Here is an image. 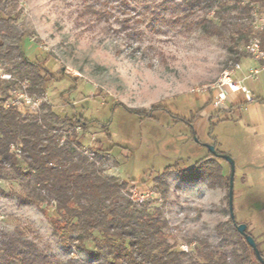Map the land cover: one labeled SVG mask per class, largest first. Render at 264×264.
<instances>
[{
    "label": "rangeland",
    "instance_id": "374dc122",
    "mask_svg": "<svg viewBox=\"0 0 264 264\" xmlns=\"http://www.w3.org/2000/svg\"><path fill=\"white\" fill-rule=\"evenodd\" d=\"M126 1L128 7L120 0H19V24L28 33L23 51L56 78L47 84L42 101L60 117L90 121L86 131L77 129L79 151L99 162L104 174L128 181L135 199L149 201L152 211L162 212L176 249L188 244L191 251L207 241L236 264L232 254L243 249L234 231L246 224L264 255V133L249 125L245 113L241 121L237 111H230L229 100L227 109L223 104L210 107L235 55L225 40L202 32L205 12L189 14L184 0H170L167 9L158 0ZM259 10L254 13L258 25L264 7ZM207 17L212 19L213 12ZM126 19L130 27L123 25ZM240 66L234 79H242L253 101L264 103L261 62L248 56ZM250 68L260 72L245 78ZM207 145L232 159L212 157L223 175L233 174L235 224L230 222L225 182L210 187L179 179L204 165L197 162L213 153ZM168 167L161 186L155 179ZM20 189L19 180L0 177V241L21 231L55 259L100 263L87 252L94 250L93 238L81 248H64L53 231L54 203L42 212L1 192Z\"/></svg>",
    "mask_w": 264,
    "mask_h": 264
},
{
    "label": "trees",
    "instance_id": "16d2710c",
    "mask_svg": "<svg viewBox=\"0 0 264 264\" xmlns=\"http://www.w3.org/2000/svg\"><path fill=\"white\" fill-rule=\"evenodd\" d=\"M120 2L125 7L129 5L126 0ZM158 2L164 9L171 5L170 0ZM184 3L189 14L195 9L205 12L200 21L202 32L227 42L228 51L235 55L233 65L250 56L247 46L252 39L260 38L264 49V29L254 14L264 7V0ZM18 6L19 0H0V67L14 77L13 81L0 78V177L19 180L21 189L1 192L15 198L21 206H35L42 212L46 211V204L54 203L57 215L52 219L53 231L64 248H81L86 239L93 238L94 250L87 252L100 259L99 264H232L226 251L211 248L207 241H201L191 251L176 249L169 240L168 222L162 212L152 211L149 201L135 199L128 181L104 174L99 162L79 151L82 143L77 129L86 131L89 120L60 117L47 102L41 104L38 113L6 107L18 81L28 80L29 94L45 97L47 84L56 79L41 62L25 55L22 44L28 33L19 24ZM208 12H213L212 19L207 17ZM123 25L130 27L129 19ZM192 127L197 136L194 123ZM14 147L21 150V156L16 155ZM91 150L103 153V149ZM214 155L228 157L222 151L210 153L197 162L204 163L198 171L197 167L189 169L192 176L180 175L179 179L182 183L207 182L210 187L225 182L230 206L233 174L223 175L221 165L212 159ZM169 170L170 167L155 179L161 186L165 185L162 178ZM230 222L235 224L236 220L231 217ZM95 232L100 236H95ZM234 232L243 249L242 254L233 252L234 262L262 264L245 237L236 229ZM0 264L76 263L53 258L23 232L15 231L0 241Z\"/></svg>",
    "mask_w": 264,
    "mask_h": 264
},
{
    "label": "built area",
    "instance_id": "2783aa9c",
    "mask_svg": "<svg viewBox=\"0 0 264 264\" xmlns=\"http://www.w3.org/2000/svg\"><path fill=\"white\" fill-rule=\"evenodd\" d=\"M260 27L264 29V19L259 17ZM247 52L248 54L253 57L254 59L258 60L262 64V68H264V49L262 48V42L260 38H254L250 41L249 45L247 46ZM240 63L235 64L232 67V70L226 72L225 76L220 80L218 84V92L215 97L214 106H218L222 104V102L226 99V91L227 89L232 92H242L245 95V98L248 102H252L253 98L251 97L249 90L246 89L245 86L241 85V80L234 79V75L238 69H240ZM260 72V69H249V75L248 76H254ZM0 78L7 80V81H13L14 77L12 74L1 71ZM29 88V81L23 80L18 81L15 88L11 91L10 98L6 101L5 105L6 107L9 106H16L20 108L28 107L31 111H37L40 109V106L42 104V100L45 97H38L36 95H31L28 92ZM17 156H21V150L18 148H13ZM182 250L189 251L190 247L188 244H182L181 245Z\"/></svg>",
    "mask_w": 264,
    "mask_h": 264
},
{
    "label": "crops",
    "instance_id": "0c3cea01",
    "mask_svg": "<svg viewBox=\"0 0 264 264\" xmlns=\"http://www.w3.org/2000/svg\"><path fill=\"white\" fill-rule=\"evenodd\" d=\"M216 92L213 93V96H216ZM210 96L209 100L211 101L212 97ZM226 99L222 102L223 108L227 109L226 101L229 100L231 103L230 111H237L240 115L241 121L242 114L245 113L247 115V120L251 127H254L257 133H264V103H256L255 101L248 102L245 98L244 93L242 92H232L227 89L226 91ZM226 105V107H225ZM210 107H216L210 104ZM228 174V173H227Z\"/></svg>",
    "mask_w": 264,
    "mask_h": 264
},
{
    "label": "water",
    "instance_id": "95a60500",
    "mask_svg": "<svg viewBox=\"0 0 264 264\" xmlns=\"http://www.w3.org/2000/svg\"><path fill=\"white\" fill-rule=\"evenodd\" d=\"M208 147L213 153H215V146L209 145ZM224 159L226 161H229V162L232 163V159L230 157H224ZM230 210H231V217L235 219L234 207H233V185H232V189H231V192H230ZM237 229H238L239 233L242 234L245 237V239L247 240L248 244L254 249L258 259L260 260V262L262 264H264V259H263V257L261 256V254H260V252L258 250L255 238L247 232V225L246 224L237 225Z\"/></svg>",
    "mask_w": 264,
    "mask_h": 264
}]
</instances>
